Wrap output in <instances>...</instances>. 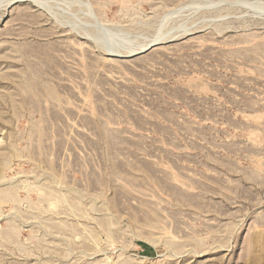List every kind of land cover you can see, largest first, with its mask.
Here are the masks:
<instances>
[{"label":"rangeland","instance_id":"rangeland-1","mask_svg":"<svg viewBox=\"0 0 264 264\" xmlns=\"http://www.w3.org/2000/svg\"><path fill=\"white\" fill-rule=\"evenodd\" d=\"M0 264H264V0H0Z\"/></svg>","mask_w":264,"mask_h":264}]
</instances>
